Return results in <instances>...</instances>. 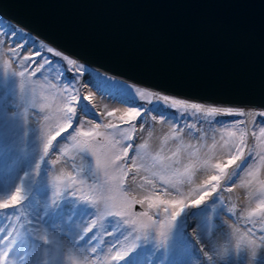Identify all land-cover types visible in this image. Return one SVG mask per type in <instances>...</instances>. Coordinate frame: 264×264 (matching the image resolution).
<instances>
[{
  "label": "rangeland",
  "instance_id": "374dc122",
  "mask_svg": "<svg viewBox=\"0 0 264 264\" xmlns=\"http://www.w3.org/2000/svg\"><path fill=\"white\" fill-rule=\"evenodd\" d=\"M6 25L22 32L24 40L28 42L23 49L18 50V54H13L9 49L16 47V40L19 37H4L2 35L8 30L4 27ZM0 41H3L0 43V195L11 189L14 190V186L20 185L24 179V172H29L36 180V183L32 185L35 194L43 200L45 196L51 197L50 182L54 178L60 177L61 181L68 176L83 179L84 177L79 175L81 168L95 169V157L90 152L79 150L76 140L73 139L76 136L73 129H68L66 133H61L60 137L53 140L44 161L39 160V156L43 154L44 143L55 134L58 125L62 123L57 116V109L64 102L62 96L67 95L63 92L64 88L75 87L82 95L91 93L92 99L98 98V102L104 110V113H101L95 107L96 112L100 114L98 117H85L80 114L79 119L81 121L91 120V124L73 122V128H82L83 131H88L97 123L106 124L109 121L121 125L122 129L126 128L127 125L118 118L128 107L138 104L151 107V105H147L146 101L139 100V98H137L136 104L121 102L117 98L120 93L131 95L127 85L132 88L138 86L101 74L98 70L81 64L79 60L68 55L69 58L77 61L76 66L81 67V71L77 74L75 68L67 64L70 74L65 75L63 65H61L64 53L59 51L62 54L61 57L47 54L46 49L41 48V45L54 48L53 46L32 36L1 15ZM54 49L58 51L56 48ZM35 52H41L47 55L50 61L57 63L37 71L36 69L40 68L43 61L40 56L33 55ZM25 56L31 57L30 61L24 62L23 57ZM57 69L62 75L57 76ZM21 72L25 75L21 76ZM87 74L95 79V86L86 82ZM145 90L157 93L149 89ZM91 103L93 104V100ZM116 103H120V110L115 108ZM109 111H114L115 117H107L106 113ZM165 111L170 120L175 119L174 110L165 109ZM150 115L156 114L150 113ZM257 117L253 121L256 127L254 128L252 124L250 130L247 121L249 133L247 146L253 155L252 159L247 161V167L240 173L239 178L230 184H224L221 180L217 193L221 199H216L213 203L210 198L207 206L200 210L198 217H189L184 228V236L177 233L168 248L157 247L156 241L151 238L155 236V230H153L150 233L149 241L141 243L135 257L138 264H218L220 256L225 251H227L228 261L241 264L244 257L236 254V248L239 239L246 236L248 228L253 229L252 238L256 240L257 244L260 243V237L264 236V232H261L260 229L264 228V223H257L258 216L248 217V212L256 208L261 200H264V194H262L264 191L262 190L264 160L260 159V155H264V138L259 136V128L264 127V116L258 115ZM218 119L224 123H230L237 118L222 116ZM238 119L245 121L247 118L241 116ZM159 127L162 130L167 129L172 132L173 125L171 122L161 123L157 120L152 128L146 131L154 132ZM214 127L216 131L214 133L208 132L204 139L200 138L204 133L197 136L195 133H189L185 130L180 134L179 139L175 138L172 133V141L176 142V145H172V141H166L168 139H161L166 141L162 142L161 147L155 146L153 148L146 145L145 149H140V154L147 153V158L143 161L138 159V164L144 166L138 172L136 169H132V172L126 177V186L130 194L136 196L137 199L143 198L136 194L137 191L134 188L141 189L140 185L144 184L145 188L143 189L150 191L151 185L147 182L152 181L157 189L155 194L159 195L161 199L190 200L192 196L196 195L194 190L205 184L204 180L203 183L198 181V175L203 177L204 174H209L205 179L208 180L212 175L218 174L211 165L227 160L229 146L224 145V140L228 137L222 131L221 125L217 124ZM252 132L256 133L255 138L251 135ZM133 135L135 136V134ZM183 135L193 137L194 145L182 137ZM222 136L224 140L221 139ZM112 139H122V137L119 132H114ZM96 141L102 143L103 137H96ZM133 144L134 147L139 148L140 144L146 143L134 142L133 138ZM170 144L171 146H169ZM214 144L215 147H213ZM174 152L178 153L176 157H173ZM157 154L165 157V163L172 165L171 171L163 174L172 176V172L176 170L181 173V175L173 177V185H164L158 175H153V173L161 172L159 162H154L152 159ZM129 155H133L131 150ZM125 160L127 161V158ZM53 161L55 163H52ZM36 163L41 165L39 176L36 175ZM127 166L132 167L130 161H127ZM185 168L188 169L187 173L184 172ZM133 175L136 177L135 181L132 179ZM142 176H145V179H138ZM105 181L106 177L103 170H97L95 180L89 179L88 183H95L99 187L104 185ZM60 186L63 189V183ZM166 188L167 191H165ZM229 189L231 190L229 191ZM136 206L143 211L147 208L146 204L143 206L135 205L132 209L133 212H138ZM76 207L77 215L75 216L72 215V204H65L59 214L49 213L47 216L44 215L42 207L37 210L27 207V205L15 212L12 209L0 212V229H3L0 231V252L7 250L9 243V241H4L3 237L15 228L16 231L24 234L25 243L14 245L9 252L8 261L12 264H111L110 260L106 258L114 255V252H108L111 244L105 242L114 241L116 237L104 234L99 229V222L84 240L77 237L73 242L75 232L79 231L81 226L87 227L91 223L86 215L88 209L82 204H78ZM163 208L164 206L149 209V215L157 220L164 219L166 214ZM82 214H84L83 217ZM38 216L42 219H37ZM81 218L88 223L82 225ZM142 219L146 220V218ZM121 228L126 234L127 226L121 225ZM70 229L72 231H69ZM29 232L31 235H28ZM197 233L201 235L198 237ZM15 234L14 232L13 235L15 236ZM93 234L98 235L100 239L89 241L88 237ZM45 235L48 236L49 243H44L43 237ZM123 243L127 246L131 240ZM89 244L97 247L96 253L91 251V247H88ZM85 247H88L87 252H83ZM201 248L209 252L212 257L211 260L203 255ZM118 264H124V262L120 261ZM250 264H257V262L251 261Z\"/></svg>",
  "mask_w": 264,
  "mask_h": 264
},
{
  "label": "snow or ice",
  "instance_id": "6c2138e0",
  "mask_svg": "<svg viewBox=\"0 0 264 264\" xmlns=\"http://www.w3.org/2000/svg\"><path fill=\"white\" fill-rule=\"evenodd\" d=\"M4 27L8 29L2 33L4 37H19L16 40V47L9 49L13 54H18V50L23 49L28 42L24 40L22 32L12 28L10 25ZM21 41H24V43H21ZM2 42L0 41V43ZM41 48L46 49L47 54H54L55 57H61L62 55L61 52L46 45L42 44ZM33 55L40 56L43 61L40 64V68L36 69L37 71L45 67H51L54 63H57L56 61H50L47 55L41 52H35ZM30 59L31 57L29 56L23 57L24 62H28ZM62 59L68 65L73 66L77 74L81 71V67L76 66V60L69 58L67 55H64ZM56 71L57 76L62 75L59 69ZM20 75L24 76L25 73L21 72ZM127 86L131 95L120 93L117 98L121 102L136 104L137 98H139V100L146 101L147 105H151V107L145 104L128 107L118 118L127 125L126 128L122 129L121 125L109 121L106 124L97 123L94 127H90L88 131H83L82 128H73V122L91 124V120L81 121L79 119L80 114H83L85 117L100 116L96 112L95 106L91 103L92 94L82 95L75 87L64 88L63 92L67 93V95L62 96L64 102L57 109V116L62 123L58 125L55 134L50 136L47 142L44 143L43 154L39 156V160L44 161L45 156L49 152V148L53 144V140L60 137L61 133H66L68 129H73L76 133L73 139L76 140L79 150L81 152H90L95 157V169L81 168L79 175L83 176V179L68 176L61 181L60 177L54 178L50 182L52 195L51 197L45 196L43 200L36 196L35 189L32 187L36 183V180L29 172H24V179L20 185L14 186V190L11 189L0 195V212L9 209L15 212L27 205V207L37 210L42 207L44 215L47 216L49 213L53 215L59 214L65 204H72V215L75 216L77 215L76 206L82 204L88 209L86 215L91 223L87 227L81 226L80 230L75 232L73 242L77 237L80 240H84L88 236V233L97 227L99 222V229L104 234L116 237L114 241L105 242L111 244L108 252H114V255L106 258L110 260L111 264H118L120 261H123L124 264H138L135 257L137 256L141 243H147L149 241L150 233L153 230H155V236L151 238L156 241L157 247L160 248H168L177 233L184 236L187 219L189 217H198L200 210L207 206L210 198L213 203L216 199H221L217 194L221 180H223L224 184L234 183L235 179H238L240 173L247 167V161L252 159L253 153L247 146V136L249 135L247 122L238 119V117L249 116L252 113H247L232 107L205 106L202 103L189 102L185 99L153 93L143 88ZM165 109L174 110L175 119L170 120ZM150 113H155L156 115H150ZM259 115L264 116V112H260ZM106 116L110 118L115 117V112L109 111L106 113ZM222 116L235 117L237 119L234 122L224 123L218 119V117ZM157 117H159V122L161 123H172V133L177 139H179L180 134L185 130L189 133H195L197 136L204 133L203 136H200L201 139H204L208 132L214 133L216 131L214 125L217 124L221 125L222 131L228 137L226 140H224L223 136L221 137L224 140V145L229 146L226 162H217L211 165L218 174L212 175L205 181L204 185L194 190L196 195L192 196L190 200L161 199L159 195L155 194L157 189L155 183L152 181L147 182L151 185V190L146 189L148 194H145L143 198L137 199L136 196L131 195L127 190L126 177L129 176L132 169H136L138 172L144 166L143 164H138V159L143 161L147 158V153L140 154V149H145L146 144H140L139 148L134 147L133 134L151 129L153 124L157 122ZM137 124L140 125L139 128H137ZM253 127H256L255 122H253ZM100 129L109 131L104 132ZM114 132H119L122 139H112ZM69 135L71 134L69 133ZM251 135L254 138L256 137L255 132H252ZM259 136L264 138V127L259 128ZM96 137H103V142H97ZM213 147H215V144ZM130 150L133 152L131 156L129 155ZM177 154L174 152L173 157H176ZM125 158L131 162V168L127 166ZM152 159L154 162H159L161 167V172L153 173V175H158L164 185H173V177L181 175L179 170L172 172V176L165 175L163 173L171 171L172 165L165 163V157L159 154ZM260 159L264 160V155H260ZM52 163H55V161ZM40 168L41 165L36 163L35 170L37 176L41 174ZM97 170H103L104 176L106 177L105 184L99 187L95 183H88L89 179L95 180ZM184 172L187 173L188 169L185 168ZM135 178V175H133V181H135ZM61 183H63V189L60 186ZM140 187L145 188V185L141 184ZM262 190H264V185H262ZM165 191H167V188ZM105 192L107 193L106 195L104 194ZM262 194H264V191H262ZM145 204L147 205L146 210L141 212L132 211L133 206H143ZM160 206H164L163 211L166 215L164 219L157 220L152 215H149L148 210L159 208ZM254 216L259 217L257 223H264V200H261L256 208L248 212L249 218ZM142 218H146V220ZM17 219H19V216H17ZM37 219H42V217L38 216ZM29 223H32V221H29ZM87 223V221L81 218L82 225ZM121 225L127 226L126 234L122 230ZM205 230L207 231V229ZM260 230L264 232V228ZM0 231H3V229H0ZM69 231H72V229ZM252 231V228H248L246 236H242L239 239L236 254L243 255L244 259L241 261V264H250L251 261H256L257 264H264V236L260 237V243L257 244L256 240L252 238ZM14 232L16 233L15 236L13 235ZM28 235H31V232ZM200 235V233H197L198 237ZM88 239L89 241H95L99 240L100 237L93 234ZM3 240L9 241V243L7 244V250L0 252V264H12V262L8 261L9 252L14 245L18 243L23 245L25 243V236L13 228L12 231H9L3 237ZM43 240L44 243H49L47 235L43 237ZM129 240H131V243L125 246L123 242H128ZM88 247H91L93 253L97 252V247L91 244ZM88 247H85L83 252H87ZM201 251L209 260L212 259L208 251H205L203 248H201ZM218 264H235V262L228 261L227 251H225L220 256Z\"/></svg>",
  "mask_w": 264,
  "mask_h": 264
},
{
  "label": "water",
  "instance_id": "95a60500",
  "mask_svg": "<svg viewBox=\"0 0 264 264\" xmlns=\"http://www.w3.org/2000/svg\"><path fill=\"white\" fill-rule=\"evenodd\" d=\"M0 15L132 82L264 106V0H0Z\"/></svg>",
  "mask_w": 264,
  "mask_h": 264
},
{
  "label": "bare ground",
  "instance_id": "6f19581e",
  "mask_svg": "<svg viewBox=\"0 0 264 264\" xmlns=\"http://www.w3.org/2000/svg\"><path fill=\"white\" fill-rule=\"evenodd\" d=\"M62 53L67 55L65 52H62ZM80 62H81V64H84L86 66H89V67L91 66V68L98 70L101 74L103 73V74L108 75L110 77H114V78H116L118 80H121V82L124 81L126 83L138 86L140 88L149 89V90H152L154 92H157V93H160V94H163V95H169V96H171L173 98L185 99V100H188L189 102L202 103L205 106L232 107L234 109L242 110V111H245L247 113H252V115L246 116L247 119H245L246 122L248 121L249 130H250V126L253 124V121L256 118H258L257 116L259 115V113L260 112H264V106H260V105H256V106L255 105H247L245 107L244 104H240V105L239 104H219L218 102H207L205 99H196V98L186 97V96H182V95H174V94H171V93H168V92H164V91H161V90L150 88V87L145 86L143 84L132 82L131 80L122 78V77H120L118 75H115L113 73L107 72V71H105V70H103V69H101L99 67H95V66H93L91 64H88V63H85L83 61H80ZM87 77L88 78H87L86 82L89 83V84L91 83L93 86H95L94 85L95 84V79L92 76H90L89 74H87ZM92 100H93L94 106L99 110V112L104 113V110L102 109V106L98 102V98H93ZM119 104L120 103H116V105H115V108H117L118 110L121 109ZM157 120H159V117H157ZM256 122H257V120H256ZM139 126L140 125H138L137 128H139ZM182 137H185V139H188V141H190L191 144L194 145L195 140H194L193 137H191V136L188 137L187 135H185V136L183 135ZM161 139H165V140L168 139L166 141H172L173 140L172 132L167 130V129L162 130L159 127V128H157V131H154V132H150V131L149 132L148 131H146V132H137L135 134V136H134V142H139V141L140 142H144V143H146L147 146H150V147H153V148L155 146H157V147H159V146L161 147L162 146V142L165 141V140H161ZM171 144L172 145L173 144L176 145V142L174 143L172 141ZM171 144L169 146H171ZM204 175H203V177L198 175V179H199L198 181L200 183H203V180L207 181L205 179L208 177L209 174H204ZM138 179H145V176H142V178L138 177ZM134 190L137 191L136 194H138L140 197H143L145 194H148L146 189H143V188L140 189V188L135 187ZM137 211L141 212L143 210H137Z\"/></svg>",
  "mask_w": 264,
  "mask_h": 264
},
{
  "label": "trees",
  "instance_id": "16d2710c",
  "mask_svg": "<svg viewBox=\"0 0 264 264\" xmlns=\"http://www.w3.org/2000/svg\"><path fill=\"white\" fill-rule=\"evenodd\" d=\"M61 65H63V71H64L65 75H66V74L69 75L70 73H69V70H68V65H67V63H66L65 61H63ZM66 68H67V69H66ZM196 251H197V248H196ZM199 257H200V255H199Z\"/></svg>",
  "mask_w": 264,
  "mask_h": 264
}]
</instances>
